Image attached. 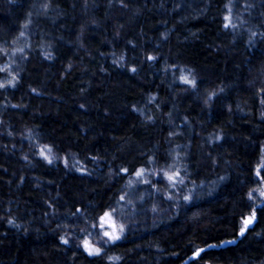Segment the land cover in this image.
Returning <instances> with one entry per match:
<instances>
[{
    "label": "trees",
    "instance_id": "1",
    "mask_svg": "<svg viewBox=\"0 0 264 264\" xmlns=\"http://www.w3.org/2000/svg\"><path fill=\"white\" fill-rule=\"evenodd\" d=\"M0 85V264H264V0H0Z\"/></svg>",
    "mask_w": 264,
    "mask_h": 264
},
{
    "label": "rangeland",
    "instance_id": "2",
    "mask_svg": "<svg viewBox=\"0 0 264 264\" xmlns=\"http://www.w3.org/2000/svg\"><path fill=\"white\" fill-rule=\"evenodd\" d=\"M15 68V66H12V69L10 70H15ZM39 153L42 159L46 160L47 162L52 161V156L50 152H48L47 148H41ZM62 160V163L66 164L65 160ZM262 168L263 165L260 167V169H258L259 172ZM174 171L175 170L165 169L159 170L157 172L155 171V173H149L148 171L145 172L143 170L138 172L141 173V175L138 176L135 174L133 178H131V182L125 191L126 194L119 202L120 205L113 209V211L103 214L104 216H102L98 225L100 226L102 240L99 242H88L89 246L100 250L99 247L103 241L114 243L115 241L123 239L130 224V220L132 223L137 213L145 209L147 202L146 200L150 201L153 199V197H155V193L160 195L163 194L162 196L165 200L171 201L175 198V200H177V198L181 195L182 183L178 178L177 173H174ZM169 176L173 177V179L170 180L168 178ZM261 196L264 198V186L261 189ZM148 207L149 206L146 208L148 209ZM164 207L165 206H163L161 209L165 210ZM106 232L119 236V239H110L109 236L105 235ZM81 247H83V249H85L89 254V251L85 248V242H82Z\"/></svg>",
    "mask_w": 264,
    "mask_h": 264
},
{
    "label": "snow or ice",
    "instance_id": "3",
    "mask_svg": "<svg viewBox=\"0 0 264 264\" xmlns=\"http://www.w3.org/2000/svg\"><path fill=\"white\" fill-rule=\"evenodd\" d=\"M225 19L228 21V23L225 24V27H229L230 24H231V18L230 17H225ZM184 79V82L185 83H192V81H189L186 77L183 78ZM2 86V85H0ZM137 175H141V173H137ZM257 175L259 176L260 175V172L259 170L257 171ZM170 180L173 179V177L169 176L168 177ZM251 195V194H250ZM107 215V214H106ZM255 220V211H253V214L252 216H250L249 218L245 219L243 221V225L244 227L241 229V235H243L244 231L247 230L248 226L253 223V221ZM106 236H109L110 239L112 240H117L119 239V236H116L114 234H109V233H105ZM64 243H67V241L65 240ZM85 248L89 251V254L92 255V254H98L99 253V249H96V248H92L89 246L88 242L85 241ZM201 251H203V249H201ZM197 255H199V253H197Z\"/></svg>",
    "mask_w": 264,
    "mask_h": 264
}]
</instances>
